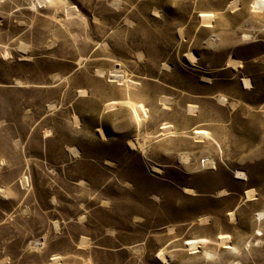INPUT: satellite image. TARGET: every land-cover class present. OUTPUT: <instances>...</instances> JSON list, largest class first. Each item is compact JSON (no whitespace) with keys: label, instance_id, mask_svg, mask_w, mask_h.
<instances>
[{"label":"rangeland","instance_id":"rangeland-1","mask_svg":"<svg viewBox=\"0 0 264 264\" xmlns=\"http://www.w3.org/2000/svg\"><path fill=\"white\" fill-rule=\"evenodd\" d=\"M255 1L0 0V264H264Z\"/></svg>","mask_w":264,"mask_h":264},{"label":"bare ground","instance_id":"bare-ground-1","mask_svg":"<svg viewBox=\"0 0 264 264\" xmlns=\"http://www.w3.org/2000/svg\"><path fill=\"white\" fill-rule=\"evenodd\" d=\"M255 6L258 8V9H264V0H256L255 1ZM212 19V15H204V21H210ZM21 47V46H20ZM19 49V48H18ZM188 58H189V60L191 61V62H193L194 60H195V56L193 55V53H189V55H188ZM232 62V61H231ZM245 84L247 85V86H249L250 85V81H249V79H245ZM221 102L223 103V104H226L227 102H228V98L227 97H225V96H223L222 98H221ZM190 110H191V112H193V113H195L196 111H197V108L195 107V106H191L190 107ZM143 115H146V113L143 111ZM170 127V125H166V126H164V128L165 129H168ZM197 132L198 133H201L202 131L201 130H197ZM204 132V131H203ZM206 133V132H205ZM100 134L102 135V137H105L106 136V134H105V132L102 130V131H100ZM200 137H203V135H199ZM202 139V138H201ZM130 145L133 147V142H130ZM205 162V164L206 165H212V162H210L209 160H205L204 161ZM157 171H161V168H159V167H156L155 168ZM186 190H188L189 191V189H186ZM222 238V242L223 243H225L226 245H227V247L230 245V240H229V236H223V237H221ZM200 241L199 240H194V239H191L190 241H188L187 243L190 245V248L191 249H194L195 251H197V249H198V247L200 246V243H199ZM193 250V251H194ZM194 251V252H195ZM210 255V254H209ZM160 256L162 257V258H166V255H165V253L162 251L161 253H160Z\"/></svg>","mask_w":264,"mask_h":264}]
</instances>
